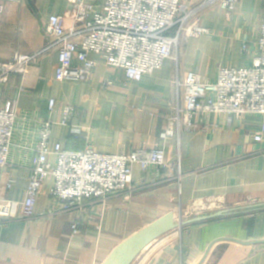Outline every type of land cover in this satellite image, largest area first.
Returning <instances> with one entry per match:
<instances>
[{
	"label": "crops",
	"instance_id": "crops-1",
	"mask_svg": "<svg viewBox=\"0 0 264 264\" xmlns=\"http://www.w3.org/2000/svg\"><path fill=\"white\" fill-rule=\"evenodd\" d=\"M87 1L99 5L104 0ZM183 1L193 5L202 0ZM72 9L69 0L4 1L0 61L42 49L49 18L66 16L70 24ZM263 22L264 0H239L231 15L210 8L201 20L208 32L184 39L178 61L167 59L139 82L127 80L123 71L95 54L90 79L60 81L53 53L40 61L36 73H13L0 83V105L10 104L18 113L9 162L0 167V264H103L124 239L181 208L189 221L182 241L168 232L132 264H264V133L262 141L254 139L264 118L246 114L228 123L220 113L196 115L204 130H183L179 137L162 139L178 103L175 79L194 72L213 80L220 67L251 65ZM107 81L111 83L105 85ZM52 99L56 106L50 111ZM67 104L75 108L72 126L83 129L80 134L61 124ZM50 119L51 149L56 144L75 151L90 146L99 153L120 154L164 148L166 164L146 171L136 164L132 190L104 202L88 199L69 211L58 205L51 209L54 179L49 177L35 218L25 220L31 161L41 125ZM50 160L55 162V156ZM204 217L210 218L191 222ZM75 223L77 234L71 229Z\"/></svg>",
	"mask_w": 264,
	"mask_h": 264
},
{
	"label": "built area",
	"instance_id": "built-area-1",
	"mask_svg": "<svg viewBox=\"0 0 264 264\" xmlns=\"http://www.w3.org/2000/svg\"><path fill=\"white\" fill-rule=\"evenodd\" d=\"M0 0V13L3 2ZM72 21L66 16L52 15L46 25L47 42L35 53L16 52L10 60L0 61V83H7L13 73H36L40 61L53 53L58 55L57 79L84 82L90 79L96 66L92 55H99L105 64L123 71L129 81L139 82L145 75L163 67L165 61L175 57L186 38L199 37L208 32L201 25L202 14L218 7L231 15L239 0H202L190 5L183 0H104L99 5L87 0H69ZM78 61L79 64L75 62ZM111 82L107 81L105 85ZM178 103L168 117L162 139L179 137L183 130L199 131L206 127L194 120L196 115L220 113L227 122L246 114L264 118V22L258 40V55L252 64L242 68L220 67L213 80H204L200 74L189 72L174 81ZM181 95L184 102L181 103ZM50 111L56 100L50 101ZM75 108L66 105L61 124L73 133L83 129L72 126ZM18 113L10 104L0 105V167L9 162ZM53 122L44 121L39 131L36 154L31 161V177L23 202V218H35L36 204L44 183L53 177L50 190L55 205L62 211L82 207L85 200L104 202L109 197L132 190L133 167L138 164L146 171L150 167H164V148L133 150L108 154L87 147L80 151L66 150L61 144L50 148ZM264 123L255 141H262ZM55 156V162L50 158ZM132 186V187H131ZM56 202V204H55ZM58 210V209H57ZM54 212V211H53ZM186 212L176 214L178 226L173 230L182 241ZM100 228V227H99ZM72 233L79 232L72 225ZM182 246V244H181ZM180 264H184L181 261Z\"/></svg>",
	"mask_w": 264,
	"mask_h": 264
},
{
	"label": "water",
	"instance_id": "water-1",
	"mask_svg": "<svg viewBox=\"0 0 264 264\" xmlns=\"http://www.w3.org/2000/svg\"><path fill=\"white\" fill-rule=\"evenodd\" d=\"M218 215H221V213L212 217ZM207 218L210 217L195 218L191 222ZM187 222L189 221L184 223L186 224ZM177 226L176 215L173 211L163 215L119 243L104 260L103 264H132L147 246L157 238L175 230Z\"/></svg>",
	"mask_w": 264,
	"mask_h": 264
},
{
	"label": "rangeland",
	"instance_id": "rangeland-1",
	"mask_svg": "<svg viewBox=\"0 0 264 264\" xmlns=\"http://www.w3.org/2000/svg\"><path fill=\"white\" fill-rule=\"evenodd\" d=\"M175 233V232H174Z\"/></svg>",
	"mask_w": 264,
	"mask_h": 264
}]
</instances>
